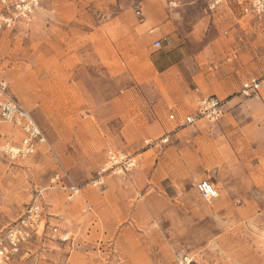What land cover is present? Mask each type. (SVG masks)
Returning a JSON list of instances; mask_svg holds the SVG:
<instances>
[{
    "label": "rangeland",
    "instance_id": "1",
    "mask_svg": "<svg viewBox=\"0 0 264 264\" xmlns=\"http://www.w3.org/2000/svg\"><path fill=\"white\" fill-rule=\"evenodd\" d=\"M154 11L173 17L174 28L156 29ZM226 14L221 0H40L30 20L0 30L7 94L52 150L8 158L2 146L21 136L0 120V230L38 193L46 224L9 264H174L184 255L198 264H264V97L203 91L223 106L240 99L218 122L176 127L169 111L191 113L197 100L176 107L177 86L141 83L153 75L146 58L154 55L183 73L217 65L226 53L199 56L202 42L190 31L203 17L220 25ZM238 25L242 79L264 80V24ZM111 154L135 166L110 168ZM57 161L63 182L80 189L71 201L52 183ZM199 180L215 185L218 198L202 199Z\"/></svg>",
    "mask_w": 264,
    "mask_h": 264
},
{
    "label": "built area",
    "instance_id": "2",
    "mask_svg": "<svg viewBox=\"0 0 264 264\" xmlns=\"http://www.w3.org/2000/svg\"><path fill=\"white\" fill-rule=\"evenodd\" d=\"M240 5H247L245 12L253 18L264 21V0H241ZM40 0H0V30L11 29L17 22L28 21L39 8ZM160 41L153 43V48L159 49ZM240 94L245 97H264V80L251 78L242 84ZM223 114V103L216 97L201 99L194 114L182 118L178 127H185L196 122H217ZM172 118V117H171ZM0 120L11 124L21 135L20 143L12 146L5 143L1 151L10 159L26 158L35 155L38 148H43L46 153H51L47 140L31 114L7 94L6 70L0 68ZM109 164L121 166L120 170L128 172L135 166L131 158L124 155H112ZM66 171L59 161L57 170L52 178V183L61 185L67 200L75 199L80 189L78 186L68 183ZM196 193L205 201L218 198L219 194L215 186L207 180H201L194 185ZM41 193H38L25 213L14 223L0 230V264H9L21 251L23 245L32 238L40 237L45 231L44 206L41 201ZM174 264H198L194 258L184 255L176 259Z\"/></svg>",
    "mask_w": 264,
    "mask_h": 264
},
{
    "label": "crops",
    "instance_id": "3",
    "mask_svg": "<svg viewBox=\"0 0 264 264\" xmlns=\"http://www.w3.org/2000/svg\"><path fill=\"white\" fill-rule=\"evenodd\" d=\"M221 1L227 9V14L224 15L223 20L221 19V21H223L222 24L215 26V23L218 21L215 15L211 16V19L210 17H203L202 19H199L195 24H193L192 29L190 31V37L196 38L198 42H202L199 56L206 58L208 52L213 53L217 51V48H221L222 51L226 53V57L223 59L218 60L217 57V65L211 66L210 64H208L203 67L201 66L199 71L197 69L196 71L191 68L188 72L183 73L182 69L179 68V63L175 65L168 64L164 67L159 63V58L156 55L146 58L148 62V73L153 75L150 77H146L143 81H141V83L151 84V80L154 79L153 83H156V80H160L163 84H165V86H177L176 89L173 88V91H176L177 93L176 96L178 105H176V107H181V102L183 100H187L188 98L193 101L197 100V102H199L201 99L205 98L202 94L203 91H207L209 93L218 92L220 94L227 95L237 89L241 90L242 84L244 82L248 81L251 78H256V76H249L244 80L242 79L243 67L242 56L240 51L242 32L240 26L238 25L244 18H254L245 12V8L247 5L239 4L241 0ZM152 19L156 29L172 30L174 28L173 17L165 19L161 12L154 11ZM258 20L263 22L264 24L263 20ZM213 26L216 27V32H214V34L212 35L210 32ZM181 49L182 48L177 47L176 50H173V53L176 51H181ZM186 49L188 48L186 47ZM209 60L210 59H208V61ZM173 72L178 75H173ZM211 77L213 78L210 79ZM238 99L240 98H237V100H235L236 102L234 100H231L225 103L223 108L228 110L230 107H232L235 103L239 101ZM183 110L185 112L182 113L178 112L177 110L169 111L167 115L168 121L177 127L179 120L185 118L186 116L194 114L196 108L191 113L186 112L188 110L187 107H184ZM197 123L199 122L192 124V126ZM58 185V188L61 189V185Z\"/></svg>",
    "mask_w": 264,
    "mask_h": 264
}]
</instances>
